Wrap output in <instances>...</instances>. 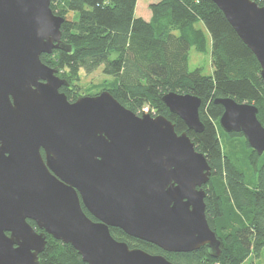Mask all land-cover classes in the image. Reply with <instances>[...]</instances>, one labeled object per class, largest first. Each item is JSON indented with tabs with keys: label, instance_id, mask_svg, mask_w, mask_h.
Instances as JSON below:
<instances>
[{
	"label": "water",
	"instance_id": "water-1",
	"mask_svg": "<svg viewBox=\"0 0 264 264\" xmlns=\"http://www.w3.org/2000/svg\"><path fill=\"white\" fill-rule=\"evenodd\" d=\"M58 0H0V264H40L47 235L70 244L86 264H175L131 249L110 228L168 253L221 241L206 217L211 167L187 133L164 116H141L109 91L70 102V84L41 56L71 51L62 41ZM255 55L264 81V7L253 0H210ZM163 102L201 133V99L169 92ZM219 124L240 133L259 156V109L215 100ZM96 219L92 220L83 210ZM33 221L36 230L28 221Z\"/></svg>",
	"mask_w": 264,
	"mask_h": 264
},
{
	"label": "trees",
	"instance_id": "trees-1",
	"mask_svg": "<svg viewBox=\"0 0 264 264\" xmlns=\"http://www.w3.org/2000/svg\"><path fill=\"white\" fill-rule=\"evenodd\" d=\"M264 7V0H253ZM138 0H58L53 12L65 18L62 41L71 51L55 50L41 60L58 71L70 86L62 87L69 100L80 97L75 84L80 74L99 68L112 78L105 90L124 107L143 115L164 116L178 134L187 133L210 167L206 190V217L221 241V255L214 258L207 247L191 253H168L148 242L110 228L114 239L131 249L161 255L175 264H254L264 251V154L259 156L240 133L220 127L224 112L219 98L254 104L264 126V81L261 66L243 43L223 12L210 0H160L149 5V21L136 15ZM212 39L213 74L189 70L190 49L205 52ZM169 92L201 99V133L190 130L163 102ZM154 112V113H152ZM154 114V115H152ZM150 115V114H149ZM243 137L247 155H224L221 134ZM89 218L95 219L83 206ZM36 230V224L28 221ZM251 260V261H250ZM250 261V262H247ZM40 264H86L70 245L47 235Z\"/></svg>",
	"mask_w": 264,
	"mask_h": 264
},
{
	"label": "rangeland",
	"instance_id": "rangeland-1",
	"mask_svg": "<svg viewBox=\"0 0 264 264\" xmlns=\"http://www.w3.org/2000/svg\"><path fill=\"white\" fill-rule=\"evenodd\" d=\"M160 0H138L136 6V15L142 17L144 20L149 21L152 17L149 5L156 3ZM200 27L204 29L207 37V48L205 52H198L195 47L190 49L189 54V70L194 71L200 69L202 74L205 76H211L213 74L211 53H212V39L208 31L202 24ZM112 78L106 76L103 73V68H99L92 74H86L84 71L80 74V80L75 84L76 90L74 92L79 93L80 97L84 96H95L105 90L106 85L111 83ZM144 114H150L151 111L146 109ZM154 113V112H152ZM155 114V113H154ZM152 114V115H154ZM221 134V144L224 155L231 156L236 155L241 160H244L247 155V147L244 143L243 137H231L228 135ZM251 261V260H250ZM247 261V262H250ZM254 264H264V251L260 258L254 259Z\"/></svg>",
	"mask_w": 264,
	"mask_h": 264
},
{
	"label": "flooded vegetation",
	"instance_id": "flooded-vegetation-1",
	"mask_svg": "<svg viewBox=\"0 0 264 264\" xmlns=\"http://www.w3.org/2000/svg\"><path fill=\"white\" fill-rule=\"evenodd\" d=\"M69 100V99H68ZM77 100V99H76ZM75 100V101H76ZM70 102H75V101H73V100H69ZM139 116H141V115H139ZM152 117H154V116H152ZM94 218V217H93ZM95 219V218H94ZM95 221H96V219H95Z\"/></svg>",
	"mask_w": 264,
	"mask_h": 264
},
{
	"label": "built area",
	"instance_id": "built-area-1",
	"mask_svg": "<svg viewBox=\"0 0 264 264\" xmlns=\"http://www.w3.org/2000/svg\"><path fill=\"white\" fill-rule=\"evenodd\" d=\"M146 110V109H145ZM145 113V112H144Z\"/></svg>",
	"mask_w": 264,
	"mask_h": 264
}]
</instances>
